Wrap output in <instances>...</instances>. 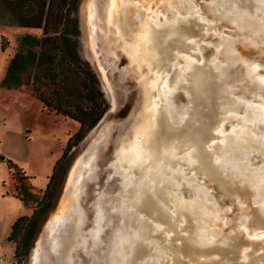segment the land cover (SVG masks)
Masks as SVG:
<instances>
[{"label":"bare ground","instance_id":"bare-ground-1","mask_svg":"<svg viewBox=\"0 0 264 264\" xmlns=\"http://www.w3.org/2000/svg\"><path fill=\"white\" fill-rule=\"evenodd\" d=\"M105 1H106V6L104 10V21H105L106 29H105L104 34L107 35L110 32V28H113L114 35H115L114 37H116L115 39L116 41H118V44H119L118 46L120 47L122 52H124V54L127 56L129 60L128 62L131 65L135 66L139 74L138 75L139 80L142 82V104H141L140 110L141 109L144 110L147 108V114L148 116H150L156 109L157 110L168 109V111H170L171 113L172 120L170 119V116L168 113L167 115L164 114L165 116L161 117V119L163 120L162 124L164 123V126L161 127L162 126L161 124L160 126L161 128L158 129L157 125L159 124L160 118H156V119L149 118V122L147 121L148 120L147 119L146 122L150 126L147 125L148 130H146V128L142 130L145 132L144 134H142V136L141 134L135 135V130L142 123L141 121H139V125L135 128L133 132L132 139L128 138L125 142H121V144L123 145L118 150L117 160L120 161L121 158H119V154L120 155L128 154L130 157H132L131 153L133 152V149L137 147V145H142L141 151L135 154L134 159L132 158L130 160L131 162L127 164V166L129 165L131 166V168L133 166L138 167V165H140V162L143 161L141 167H138L139 168L138 170L140 173L138 176V180L135 183L136 192L137 194L141 193L140 198H144V200L142 201V206L144 208L149 207L153 209L154 206L157 207L158 210L154 211V209L153 210L151 209L149 212V214L156 217V219L152 222V225H151V224L144 223L141 220H139L141 218L140 214L138 215L140 216L139 218L138 216H135L129 213L132 207H135V206L141 207L140 198L138 199L134 198V201H135L134 205L129 204L128 206H126L122 203L119 204L120 206H118V209L116 210L118 214L120 215L119 219H123L125 218V216L128 215L126 217L127 220H130L132 216L133 217L132 220L134 222L136 221L139 222V224L136 225L135 228L130 229L132 232L127 235L123 234L122 230L116 231V233L113 236V240L116 239L115 247H117L119 250L118 254L116 253L110 259V262L106 260H102L100 263L101 259H99L95 253L100 244L99 243L100 235L102 231L101 229L102 226L100 227V225L102 224L104 218L102 216V212L99 210L97 212L95 227L89 231V239H90L89 245L90 246L87 247V250L91 251L89 255H93L92 261H90L89 264H130V260L132 261V258H133L132 256L133 254L131 253V250H129L128 255L122 254L124 247L130 248V239L133 241L131 243H137L140 240L139 238H141L143 239V242L145 244H148V246H150L151 241L153 242L152 240L153 234H158V235H163V237H165V240L167 239L169 241L170 236L172 235V233H174L173 232L174 228L179 227L177 223L182 225V223L186 221L189 223V226H191V232H193V234L192 236H189L187 241H183V243L180 244L179 246L174 245L171 247L172 249L171 251L175 252V254L186 253L187 256L192 255L196 257L200 255L199 256L201 257L200 258L201 261L199 262L200 264H240L239 263L240 261L238 260L239 258H241L240 260L244 262L241 264H264V254L260 255L256 253L257 251L262 249V244L264 242V230H263L264 226L256 225L257 228H253V229L252 227L250 228V230L252 231L250 232L251 235L247 236V238H249L250 241H248L245 238L243 239V241H241L240 239L237 238L236 241L232 245V247L236 250H234L231 246H228V248H231L233 251H227L228 248L226 249L221 248L220 246L222 247L224 246L222 244L219 245V240L221 238H219L218 235L217 236L213 235V233L216 232V227L213 224L216 223L215 218L217 217H216L215 212L218 207L214 206L211 203L212 201L208 197L209 193L205 189L198 186L197 183H194L196 181H194L193 177H190V175L189 177L187 176V178H185L184 174L179 175L180 173L175 171V173L178 174L176 175L175 173H173L177 176V177L175 176L177 179H176V182L174 183V188L176 190L172 192L173 196H170L172 199L170 200L169 205H168L167 204L168 195L166 191L169 185L166 186L167 188L164 187L165 184L164 186L162 185L161 187V183L164 182L165 173H166L164 171L162 172L161 164L163 163V161L161 162L160 165H157L155 164V162L152 161L153 158L151 155L156 149L155 145L160 144V142H163V139L161 141L159 139L157 140L155 139L153 141L154 137L156 138V136H165L168 134L170 136L172 132L169 131V129H167L168 128L167 125L171 123L172 121H176L178 125H181L182 122L185 121L184 119L188 117L186 110L187 109L192 110V107L187 108L186 110L181 109L179 107L183 112L179 114L180 111H179V108L175 106L174 99L176 97L177 90L179 89L180 86L183 89H184V86H186L185 92L187 95V100L190 97L189 91L191 90L194 94V100L198 99L204 105L206 104V101H208L207 98H211L213 94H216L217 96L218 94H221L220 95L221 99H224L227 96L229 98L232 97L235 100L234 104L237 105L238 107L237 108L238 112L236 115L226 114L225 111L218 113V118L215 123L213 122L214 121L213 117H211L210 114L205 115V116H201L199 114L201 117L200 118L201 123L199 125V128H195L196 132H199V133H194L188 138L189 142L188 141L187 142L193 143L192 138L200 137L198 140H196L195 143H193V145L196 144L199 147L207 148L209 153H212V154H208L207 152L202 153L203 151L196 152L194 151V149H189L186 153L181 155L182 158L184 157L183 161L179 159V157H176L175 160H178L176 161L177 163L176 168L180 170L185 165L186 167L184 168V170H187V171L188 169L191 170L192 173L191 172L190 173L194 174V176L195 174H200V175L210 174L211 176H214L217 174L218 170H222V171L228 172L229 175L232 174V176H234L235 178L233 180L234 182L236 181L237 178L247 181L249 188L252 190L251 194H248L247 191H243L242 189H240L237 192L233 190L238 197L241 195V198L244 201L245 200L249 201V199L252 198V196L250 197V195H254L253 200L257 195L264 196V183H263L264 174H261V172L264 171V168L262 170L252 169V168L250 169L251 161L250 160L248 161L250 157L248 154L252 156L253 151L245 150L247 146L254 147L258 145V147H260L261 143H264V135L261 133L260 131L261 126L259 125V124H264V118L258 117L256 124L251 125L252 126L251 129L253 130L252 132L255 134V142L257 144L255 142L252 143V141H251L252 144H250L249 143L250 140H248L249 141L248 145H247V142L245 143L241 142L244 139L240 141L239 138H237L238 134L237 135L235 134L227 139L224 136L223 140L225 141V143H223L222 140L218 141L219 138H222L220 137L219 132L210 134V131L216 130L217 125L218 127L219 125L220 126L223 125V131L228 134H233L239 130H242V127L245 129L247 126H242L243 125L242 123H244V121L246 120H250V119L252 120L253 118L251 117L252 113L249 112L251 113V116L246 115L247 110L244 111L243 108L246 107L247 105L255 106V104L257 105V103L264 104V92H263L264 90V66L262 67V65L264 64H261L259 60H255L257 59L256 56L245 58L237 50L238 46H240L238 44L243 45L245 43H247L248 46H250V48H253V47L258 48L257 47L258 41H259L258 46L260 48V51L262 50L261 48L264 45V17H263L264 16V0H252V1L249 0V2L252 4V7L254 8V12L248 11V9H246L247 7H244L243 9H238L236 0H208L207 2L203 1L205 3L204 9L208 12L209 16L212 19H214L215 21L217 20L221 21L223 19H227L228 22H231V21L234 22L233 28L240 35L239 38L230 37V36H225V37L220 36L219 37L220 41H218L216 45L219 51H221V54H223V57H222L223 62L221 61V62H218V64H206V65H205V62L203 61V55L199 48L200 45L195 40L198 36H196L194 33L188 32L187 30L192 27L195 29H198L197 25H194V23L196 22V23H202V28H203L202 31L205 34V38L210 33H213L214 35H216L218 31L214 30L212 32L213 29H216V25L214 24V22H212V20L210 22L211 23L210 25L208 23L206 24L205 21L202 20V17L199 11L200 9L198 8L199 6L193 3L194 0H165L164 9L166 12L170 14V16H172L173 21L168 19L170 16L155 18V15L160 13L159 11H157V8H156L158 7L156 6L157 4H153L155 0L153 1L137 0V2L140 3V6L145 5L141 7L144 8L143 10L146 12L149 18H147V15H146L145 18L147 19L144 24L143 23L138 24L135 30L129 31V33L132 34V37L130 40H126L125 35L123 34V33H126V32H123V30L125 29L124 26L120 27V20L122 22H125L127 27H129L128 21L125 20L128 15V11H127V8H125L124 6V0H120V1L116 0L117 4H118V1H119V4L121 3L120 5L121 7L120 8L117 7L116 9H113V11H109L110 10L109 7L111 6V3L113 0H105ZM179 9L184 10L186 14L180 13ZM221 10H223L222 13L220 12ZM258 15H261V16H258ZM95 16H96L95 0H91V3L89 5V21L88 22H89V28H90L92 38H93L92 35L95 33V30H96L95 28L96 26H94L95 25L94 19L97 20V18H95ZM255 16L260 17L261 22L255 21L254 20ZM246 22L247 24L250 22V25L247 27L244 26V23ZM152 26L156 27L157 29L156 28L153 29ZM182 26H187V27H182ZM175 27L176 28L178 27V28L174 30ZM146 29H147V32H150L151 35L149 34L150 37L144 39L142 38V36H144L143 33L145 32ZM178 29L180 30L177 31ZM164 32L166 34H163ZM245 32H247V34H245ZM156 36L159 38L158 40L156 39ZM145 41H148L147 45L150 47L149 48L150 51H152V49L154 48L153 45H155L156 51L154 50V52H156V54L158 55V57L156 56L157 58L154 56L155 55L154 53L149 55L151 57V63H153L154 65L152 69L147 67L145 65V62L143 63V66H140L139 64H137V62H135V60L131 56V52L134 49L137 52H139V54H141L144 51L143 50L144 46H145L144 48L145 51H148V49L146 50V48L148 47H146ZM93 48H94V45H93ZM161 49H163V51H161ZM167 51L173 54L171 58H169ZM158 58H159V61L157 63L156 59ZM174 61L179 63V67L183 66V71H180V69L177 68L175 71L171 73V68H172V64ZM167 62H169L170 64L168 68L169 71H166L167 68H165V64H167ZM238 64L243 67L241 69L242 71L237 70ZM102 71L103 73H105L104 70ZM236 72L241 73V75L238 76ZM185 75H189V81H190L189 83H187L186 80L184 79ZM220 75H224L225 77L222 79ZM256 77H258V79H255ZM227 83L230 84L229 88L234 89L235 94L233 93L232 95V93L228 91V89L226 88ZM214 85H216V89ZM219 86L221 88H219ZM236 93H240V94L244 93L241 95L247 94L249 95V98L252 101L250 102L242 101V99H239L240 94H236ZM220 100L219 101L217 100L219 105H221ZM222 105H224V103ZM222 105L221 107H223ZM230 106H226L227 109L230 110V108L232 107ZM233 109L235 110V107ZM142 110L140 111V120L142 118V114H141ZM241 113H243L244 115L241 116ZM262 115H264V112H262ZM190 117H192L193 119L196 116H190ZM232 121L240 122L241 123L240 129L234 132H231V133L226 132L224 126L226 125V123H230ZM165 123H167V125H165ZM157 129L159 131H156ZM183 130H186V129H183ZM246 130H243V131L246 132ZM179 131H181V129ZM190 132H193V131H190ZM256 140L259 141L260 143L257 142ZM209 141H211L212 143L218 141L219 145L216 143V148H217V151L219 152L218 155L216 154L214 155L213 152H211V149L209 148V145L211 144V142ZM184 144H187V143H184ZM184 144L182 143V146ZM254 155H262L264 157V149L261 150V152L256 151ZM253 157H252V160H253ZM224 159H225V163H223ZM169 161L170 159L168 160V162ZM209 161H211L212 163L210 167L208 166ZM121 164L122 163L119 164V167L123 170L124 167H121ZM179 164H182V165L179 166ZM197 164L205 165L208 171L200 168ZM131 168L128 169V167H126L123 170V172L126 174V177H125L126 182H128V177L130 176L129 171L131 170ZM201 176H198V178ZM170 179H169V182L172 181ZM173 179L175 180L174 177ZM219 181L222 184L227 183L226 180H223L221 178L219 179ZM187 182L192 186L196 185L194 187L196 191L192 187H189L188 184H186ZM124 183L125 181L123 179L122 185ZM130 183L131 181L126 184L129 185ZM155 183L157 184V187H154ZM147 184H149V187ZM171 186L173 187V185ZM181 187L188 188L187 194L189 196L187 198L194 197V199L185 200L183 198V193H184L182 191L183 188L181 189ZM227 189H230V188H227ZM190 190L191 191L193 190V191L191 192ZM143 191L145 192V194H142ZM66 205H67L66 202L62 204L60 213H64L67 210ZM258 207L262 211H264V204ZM167 210H169V213H167ZM243 214H246V213H243ZM222 216H223V211L221 210L220 217H218L219 223L220 222L224 223ZM240 220L236 224V229L241 228ZM174 221L176 222L173 223ZM61 222H63V224L65 223V221H61V217L59 216H57V218L54 221H52V226L49 228L50 234L53 232L57 233L59 231L63 232L64 229H63V225L61 226ZM245 222L248 225V222L247 221ZM257 222H260V221L258 220ZM154 226L156 229L159 230L158 232H154ZM233 232L235 233V229L222 233V235L225 238H229L233 234ZM257 240H259L260 242L263 240L262 244L256 243ZM224 243L227 244V242H224ZM155 246H157V243H155ZM157 249L159 252L158 261H160L162 259V256H166L167 254L161 249V247L158 246ZM50 250L56 256H59L60 253L62 252V247L58 241L57 236L53 237ZM221 251L225 255L223 254V257H224L223 260L218 261L217 252L221 253ZM249 252L250 253L252 252V253L249 254ZM226 253H229V254L226 255ZM111 254L112 253H110L109 255L111 256Z\"/></svg>","mask_w":264,"mask_h":264},{"label":"water","instance_id":"water-1","mask_svg":"<svg viewBox=\"0 0 264 264\" xmlns=\"http://www.w3.org/2000/svg\"><path fill=\"white\" fill-rule=\"evenodd\" d=\"M104 1L105 0H95V18H97V20L94 19V23L96 25V30L95 33L92 35V38L90 28L88 27V33L90 35L89 52L95 59V66L97 72L99 73L101 78H103L104 82L108 84V87L111 90L110 93L112 96V104H110V107L105 111L107 117H104L105 113L101 116L100 120L103 119V122H100L99 120L97 123L98 125L96 124L93 127L94 130L96 129L94 135L91 137V139H89L84 148L75 156V158L69 165L65 173V177L62 180L54 207L52 211L48 214L47 218L50 215L51 216L48 219L46 218L47 221H44L45 224L43 223V232H41L42 234L39 236L38 241L34 243V247L31 250L32 254L31 256L29 255V264H89L93 258V255H89L91 251L87 250V247L90 246L89 231L95 227L97 212L99 210L102 212L104 220L102 224L100 223V227L102 226L99 242L100 244L97 248L96 253H94L98 256L99 259H101L100 263L102 260L110 262V259L116 253L118 254L119 250L117 247H115L116 239L113 240V236L116 231L122 230V233L127 235L132 232L130 229L135 228L136 225L139 224V222H134L132 220V216L130 220L126 219L128 215L125 216V218L123 219H119L120 215L116 211L118 209V206H120L119 204L122 203L126 206H128L129 204L134 205V198L138 199L141 197V193L137 194L135 187V183L137 182L140 173L139 170L136 166L132 168V175L128 177L131 183L127 185V182L125 180L126 174L123 172V170L126 167H128L129 169L131 168V166H127L125 163L119 162L117 158L118 150L123 145L121 144V142H125L128 138L132 139L133 132L135 128L139 125L140 108L142 104V82L139 80V74L135 66L131 65L128 62L129 60L127 56L124 54V52H122V50L118 46L119 44L118 41H116L115 39L116 37H114L115 35L113 28H110V32L107 35L104 34L106 29L104 21ZM236 1L235 2L237 4L238 9H243L244 7H247L246 9H248V11L254 12V8L252 7V4L249 2V0ZM222 12L223 10L221 11V13ZM129 17L130 16L128 15V18ZM132 20H130L129 18V27H127L125 22H122L120 20V27L124 26L125 28L123 32L129 33L130 30H134V21L137 22L136 15L132 18ZM218 22H226L229 25L227 19H223L221 21L217 20V22H215L214 24L216 25ZM207 23L209 25L211 24L209 22ZM194 25H197L198 29L192 27L187 31L190 33H194L196 36H198L195 40L199 43V48L208 49L209 46L204 44V40H207L208 37L205 38V34L202 31V23L195 22ZM163 34L166 33L164 32ZM245 34H247V32H245ZM214 36L215 38L213 40L215 41V43L212 47L214 48V52H216L217 45L215 44L218 40L216 41L215 39H218L220 36H223V34L219 35V33L217 32V34ZM156 39L158 40L159 38L156 36ZM258 44L259 41L257 43L258 48H250V46L246 44H238L240 45L238 47H242L241 51L238 48V52L243 55V53L245 52L252 51V56L247 55L248 53L244 54L243 56L245 58L246 56H256L257 59L255 60H259L261 64H264V45L261 48L262 50L260 51ZM97 50L99 51V53H97ZM161 51H163V49H161ZM96 53L97 55L94 56L93 54ZM167 53L169 55V58H171L173 54L169 53V51H167ZM219 58H221V56ZM169 66L170 64L169 62H167V64H165V68L168 69ZM237 67V70L242 71L241 69L243 67L241 65L238 64ZM102 70H104L105 73H103ZM110 71L112 72L110 73ZM236 74L238 76L241 75V73L237 72ZM114 80L117 81L116 84L121 87L120 89L118 88L116 90L115 87H113L112 81ZM122 87H124V89ZM214 87L216 89V85H214ZM180 88L182 90L179 92L177 90L176 98L177 95L180 94L185 102L181 103L180 106L183 107L184 110L192 107V110H186L188 117H186L184 123L181 125H178L176 121H172L168 125L167 123H165V125H167L168 127L167 129L172 132L170 136L169 134L165 136H156V140L159 139L161 141L163 139V142H160V144L155 145L156 149L151 155L153 158L152 161L155 162V164L160 165L163 161V163L161 164L162 172H167V167H175L177 165L176 161H178L175 160L176 157L183 155L189 149H194V151L196 152L203 151L202 153L207 152L208 154H212L209 153L207 148L199 147L196 144L193 145V143H195L196 141H192L193 143H188V138L194 133H199L196 132L195 128H199V125L201 123L200 115L205 116L210 113H217L218 116V112L216 111L218 108L216 104V95L213 94L209 99L210 101L208 102V104L206 103L204 105L198 99L194 100V94L191 90H188L190 92V97L187 100L185 92L186 86H184V89L181 86L179 87V89ZM219 88L221 87L219 86ZM179 111V114L183 113L181 109H179ZM190 116L196 117L192 119V117ZM163 126L164 123L161 127ZM180 129L181 131H179ZM210 134H213V131H210ZM182 143L187 144H184L182 146ZM217 144L219 145V143ZM209 148L211 149V152H213L214 155H218L219 152L217 151L216 144L212 145L211 142ZM169 159L170 161L168 162ZM1 160H4V158L2 157ZM120 163H122L121 167H124L123 170L119 167ZM211 164V161H209L208 166L210 167ZM187 172L188 171H186V174ZM168 173H170V171ZM208 175L205 174L204 179L208 181L210 185L215 186V188L221 194L225 195L228 198L227 204H229L230 200H232L230 202L234 203V209L237 210V221H239L241 214L244 213V210L246 209V216L248 219L247 222L250 228H257L256 225L264 226V211H262L257 206V204L253 205L254 201L252 200L254 195H250V197L252 196V198H250L249 201H244L241 198V195L238 197L235 194V192L239 191L240 189H242L243 191H247L248 194H251L252 190L249 188L247 181L237 178L234 182V176H232V174L229 175L228 172L222 170H218L217 174L214 176H211L210 174ZM220 178L226 180L227 183H220ZM123 179L125 183L122 185ZM147 185L149 187V184ZM154 187H157L156 183L154 184ZM174 190H176L174 187L169 186L166 191L168 195V205L170 200L172 199L170 196H173L172 192ZM182 191L184 192V199H187V197L189 196L187 194L188 188H183ZM211 193L212 191L208 194L209 199L213 203H217ZM142 194H145V192L143 191ZM140 200L141 207H132L129 213L135 216H138L140 214L141 218L140 216H138L140 218L139 220L152 225V222L156 219V217L149 214L152 208H144L142 206V201L144 200V198H140ZM64 202L67 203V210L64 213H60L62 204ZM217 205L219 207L218 203ZM153 209L154 211L158 210L155 206L153 207ZM167 213H169V210H167ZM54 216H59L61 217V221H65L64 224L63 222H61V226L63 225L64 230L63 232L59 231L57 233L53 232L50 234L48 223L51 219V221H54ZM258 220L261 223L257 222ZM175 222L176 221H174L173 223ZM236 224L237 222L235 223L234 228L231 229H235L236 234H233L231 236L227 246H220L221 248L226 249L228 248V246L232 247L233 243L235 242V235L241 241H243L244 238L250 241V239L247 238L244 233H242L243 231H240V228L236 229ZM177 225L179 227L174 228V233H172V235L170 236L169 241L166 242L165 237H163V235L158 234H153V242L151 241L150 246H148V244H145L143 242V239L141 238H139L140 240L137 243H131L133 241L130 239V248L124 247L122 254L128 255L129 250H131L133 258L132 261L130 260V264H189L190 261L200 264L199 262L201 261V259L199 257L192 255L187 256L186 253L175 254V252L171 251L172 246H179L183 243V241H187L189 236H192L193 234V232H191V226H189V223L187 221L183 222L182 225L178 223ZM158 231L159 230L156 229L154 226V232ZM249 231L252 232L251 230ZM180 233L182 234L179 235ZM55 236H57L58 241L62 247V252L59 256H56L50 250L52 239ZM262 242L263 240L261 242L259 240L256 241V243L259 244H262ZM155 243H157V246H155ZM158 246L161 247V249L167 254L166 256H162V259L160 261H158ZM227 251L233 250L231 248H228ZM110 253H112L113 255L111 254L110 256ZM251 253L249 252V254ZM256 253L260 255L264 254V242L262 244V249L257 251ZM223 254L224 253H222V251L221 253L217 252L218 261L223 260ZM228 254L229 253H226V255ZM240 259L241 258L238 259L240 261L239 263H244Z\"/></svg>","mask_w":264,"mask_h":264},{"label":"rangeland","instance_id":"rangeland-1","mask_svg":"<svg viewBox=\"0 0 264 264\" xmlns=\"http://www.w3.org/2000/svg\"><path fill=\"white\" fill-rule=\"evenodd\" d=\"M119 1L117 4V1L113 0L111 3V6L109 7V9H110L109 11H113V9H116L117 7L120 8L121 3L119 4ZM145 1H153V0H145ZM203 1L207 2L208 0H194V2H193L199 6L198 8L200 9L199 11H200V15L202 17V20L205 21L206 24H207V22L210 23L211 20L214 23L217 22L214 19H212L209 16L208 12L204 9L203 6L205 5V3ZM90 3H91V0H76V3H75L76 14L74 13L75 7L74 8L72 7L70 14H71V17H73V15H75V17L77 18V21H78L79 36L77 37V41H78V49H79L78 51H79V55H80V59H81L80 60L81 65H82V67H84L88 70H91L93 72V75L95 77V86L102 93L104 99L107 102V105H108L107 107L109 108L110 104H112V96L110 93L111 90L109 89L108 84L106 82H104L103 78H101V76L97 72L96 66H95V59L93 58V56L89 52L90 35L88 33V27H89L88 21H89V5H90ZM104 4L106 6V1H104ZM153 4H157L156 5V6H158V7H156L157 11L160 12L159 14L155 15V18L170 16V14L168 12H166L164 9L165 0H155ZM124 6H125V8H127L128 15L130 16L129 17L130 20H132V18L136 15L137 22L134 21V26H133L134 30H135V25L137 27L138 24H142V23L144 24L146 22V19L149 18V16L143 10L144 8L141 7V6H145V5L140 6V3H138L137 0H124ZM104 9H105V7H104ZM179 12L182 14H186V12L184 10H181V9H179ZM128 15H127L125 20H127L128 24H129ZM146 15H147V18H145ZM258 16H261V15H258ZM258 16H255L254 20L261 22V19ZM263 17H261V18H263ZM143 19H145V20H143ZM168 19L173 21L172 16H170ZM132 22H133V20H132ZM233 24H234V22H232V21L229 22V25L226 22H224V23L218 22L216 24V29H213L212 32L214 30H216V31H218L219 35L223 34L224 37L230 36V37L239 38L240 35L233 28V26H234ZM249 25H250V22L248 24H247V22L244 23V26H246V27ZM94 26H96V25H94ZM154 28H156V27H153V29ZM177 28L175 27L174 30ZM147 29L143 33L144 36H142V38H144V39L149 38L151 35L150 32H147ZM180 29H181V27H180ZM180 29H178L177 31H179ZM26 31H28L27 33L32 32L29 30L24 31V30L19 29V28L1 27L0 26V83L6 75L7 68H8V65L10 63V59L14 55V49L16 46V37L18 35H21L22 33H26ZM124 35H125L126 40H130L132 37V34H130L128 32L124 33ZM169 35H171V34H169ZM207 37H208L207 40H204V44L209 46V48L208 49L200 48V51L202 52V55H203V61L205 62V65L206 64H218V62H221L223 60V58H222L223 54H221V51H219L217 46H216V52L213 51L214 48L212 46L215 43V41L213 40L215 38L214 34L210 33L207 35ZM224 37H223V39H224ZM171 38H172V36H171ZM215 40L220 41V38L215 39ZM147 42L148 41H145L146 47H148V48H146V50L148 49V51H145V49H144L145 46H144L143 47L144 51L141 54H139V52H137L134 49L131 52V56L133 57L135 62H137V64H139L140 66H143V63L145 62V65L152 69L154 65H153V63H151V57L149 55H151L152 53L155 54L154 55L155 57L156 56L158 57V55L156 54V52H154L155 45H153L154 48L152 49V51H153L152 52V51H150V49H149L150 47L147 45ZM245 44L248 45L247 43H245ZM210 48H212V49H210ZM238 48L241 51L242 47H238ZM97 53H99L98 50H97ZM97 53L93 54V55L96 56ZM246 53H248L247 55L252 56V54H251L252 51L245 52V53H243V55ZM220 56H221V58H219ZM156 60L158 63L159 58ZM263 66L264 65H262V67ZM177 68H179L180 71H183V66L179 67V63L174 61L172 64L171 73L173 71H175ZM166 71H169V69H167ZM111 72L112 71H110V73ZM187 74H188V72H187ZM220 77L223 79L225 76L220 75ZM184 79L186 80L187 83L190 82L189 81V75H185ZM255 79H258V77H256ZM116 82L117 81H115V80L112 81V83H113L112 85L117 90L118 88L120 89L121 87L118 86L116 84ZM76 84L78 85V83H76ZM229 87H230V84L227 83L226 88L233 95V93L235 91L233 88L231 89ZM78 88L80 89V92L78 93L80 96L77 97L75 102H84V100L81 101V92L83 91V88L80 84H79ZM122 88L124 89V87H122ZM59 89H62V83H61V87L56 86L54 89L53 87L49 86L47 88L48 92H52L53 90H59ZM181 90H182L181 88L178 89V92ZM263 92H264V90H263ZM236 94H240V93H236ZM241 94H244V93H241ZM220 95L221 94H218V96L216 95L217 96L216 101L217 100L219 101L221 99ZM240 95H239V99H242V101H245V102L252 101L249 98V95H247V94L241 95V96ZM60 97H63V94ZM175 99H176V101H175ZM175 99H174V102H175L174 104L177 108H179L178 106H180L181 103H185L180 94H178L177 98L175 97ZM209 99L210 98H207L208 101H210ZM224 99L220 100L221 105L224 103V105H222L223 107H221V105H219L218 101H217L216 104H217L218 108L216 111L218 113L225 111L226 114L236 115L238 112L237 111L238 107H237V105L234 104L235 100L232 97L229 98L228 96ZM208 101H206L207 104H208ZM229 102H230L232 107L230 106ZM226 106H230L232 109L230 108V110H229V109H227ZM234 107H235V110L233 109ZM248 107H250V108H248ZM180 108L184 109L181 106H180ZM243 109H244V111L247 110L246 111L247 113L246 112L245 113L248 116L249 115L251 116V113H252L251 117L253 119L252 120L251 119L246 120V121H244V123H242L243 124L242 126H247L248 128L250 127L249 130L247 127H246L247 130H246V128L244 129L243 127H242V130H239L241 127L240 126L241 123L238 121H236V122L232 121L230 123H226V125L224 126L225 131L231 133V132H234L236 130H239L240 132L237 131L233 134H228V133H225L223 131V125H221V126L219 125V127L217 125V128H216V130L213 131V133L219 132L220 137H222V138H219L218 141L222 140L223 143H225V141L223 140L224 136L227 139V138H229L235 134L236 135L238 134L237 138H239L240 141L242 139H244L245 141L242 140L241 142H244V143L247 142V145L249 143L252 144L255 142V134L252 132L253 130L251 129L252 128L251 125L256 124L258 117L264 118V115H262V112H264L263 111L264 104H258L257 103V105L255 104V106L247 105ZM249 112H251V113H249ZM104 113H103L104 117L106 118L107 114H106V112H104ZM167 113L169 114L170 119L172 120L171 113H170V111H168V109H162V110L156 109V110H154V112L150 116H148V114H147V108L142 110V112H141L142 118L140 120L142 123L135 130V135L141 134V136H142V134L145 133L142 130L144 128H146V130H148L147 125H149V124L146 122V120L148 119L147 121L149 122V118H151V119L160 118L159 124L157 125L158 129H160L161 128L160 126H161L162 121H163L161 119V117L165 116L164 114L167 115ZM210 115H211V117H213V120H214L213 122L216 123V120L218 118L217 113H215V114L210 113ZM210 115H209V117H210ZM243 115L244 114L241 113V116H243ZM100 122H103V119L100 120ZM183 123H184V121L182 122V124ZM259 125L261 126L260 131L264 135V124H259ZM78 128H79V126L76 122H74L70 119L55 115V113L53 111L48 113L45 109H43L42 104L33 95L30 87H24V88H22V90L6 89V88L0 87V258L1 259L5 260V261L8 259H10V260L13 259L14 245L12 242H10L8 240V237L12 231V227L19 219L25 218V217L29 218V217H31V215L33 213V208L30 206V204L22 202V201H20L14 197V195H15V184H16L17 178H19L21 176H23V177L27 176V177L31 178L30 180L25 178L24 182L27 185H29V184L31 185L32 192L37 193L38 191L44 190L47 183H48V178L52 174L54 166L61 159L63 151H64L69 139L75 133H77ZM158 129L156 131H159ZM95 130H94V128H92L86 134V137L84 138V140L79 142V144L76 147H73L71 149V151L69 153L70 155L68 156V158H70V160L68 159L69 163L66 166V171H67L69 165L71 164L72 160L75 158V156L84 148V146L87 144L89 139H91V137L94 135ZM243 130H246L247 133L244 132ZM239 134H241V135H239ZM199 138L198 137L192 138L193 139L192 141H196ZM155 139L156 138L154 137L153 141ZM248 140H250V142ZM218 141L213 142L212 145H215L216 143H218ZM251 141H252V143H251ZM257 142H259V141H257ZM141 148H142V145H137V147H135L133 149V152L131 153L132 157H130L128 154H125V155L119 154V158H121L119 162L125 163L126 165L129 164L131 162L130 160L132 158L134 159L135 154L137 152L141 151ZM263 149H264V143H261L260 147H258V145H256L254 147L247 146L245 148L246 151L252 150L253 155L255 154L256 151L261 152V150H263ZM146 151H147V149H146ZM248 155L251 157V158L249 157V159H248V161L249 160L251 161L250 169L252 168V169L262 170L264 168V157L262 155H254V157H253V155L252 156L250 154H248ZM180 156H179V159H181L183 161L184 157L182 158V156L181 157ZM2 157L4 158V160H1ZM252 157H253V160H252ZM142 162L143 161L140 162V165H138V167H141ZM223 163H225V159L223 160ZM181 165L182 164H179V166H181ZM197 165L200 168L208 171L207 168L205 167V165H203V164H197ZM217 166H219V165H217ZM133 167H135V166H133ZM138 167H137V169H139ZM176 167L177 166L172 167V168L167 167L168 169L166 171H168V172L170 171V173H168V172L165 173L164 182L161 183V187H162V185L164 186V184H165L164 187H166L168 185L169 186L173 185V187H174V183L176 182V179H177L176 175H178L175 173V171H177L180 173L179 175L184 174L185 178H187V176L189 177V175H190V177H193L194 181H196L194 183H197L198 186L205 189L208 193H210V190H211L212 191L211 194L213 195L216 202L219 204V207H221V208H219L217 203L211 202L214 206L218 207L216 212H215L216 217H217V218H215L216 223L213 224L216 227V232H214L213 235H215V236L218 235L219 238H221L219 240V245L220 244H222L224 246L228 245V241L230 240L231 236L233 234H236V233L233 232V234L229 238L223 237L222 233L228 232L229 230L233 229L235 226V223L236 222L238 223V221L236 220L237 210L234 209V206H233L234 203L230 202V201H232V200H230L229 201L230 205L227 204L228 198L225 195L221 194L215 188V186L210 185V183L204 179L203 176H205V175L201 174L202 175L201 176L200 174H195V176H194V174H191L192 172L189 169H188V173L186 174L185 171H187V170H184V168L186 167L185 165L180 170H178V168H176ZM132 168H131V170H132ZM174 168H175V170H174ZM171 169H173V170H171ZM131 170L129 171L130 176L132 175ZM65 173H64V177H65ZM173 173H175L176 175ZM261 174H264V171L261 172ZM198 176H201V177L198 178ZM173 177L175 178V180L173 179ZM168 178L169 179L171 178L170 180H172V181L169 182ZM129 182H130V180L128 179L127 183H129ZM167 182H169V183H167ZM202 183H204V184H202ZM186 184H188L189 187H192L193 189H195L194 187L196 185L192 186L188 182ZM183 187H181V189ZM206 187H208L210 190ZM195 191H196V189H195ZM188 199L193 200L194 197L193 198H187L185 200H188ZM253 201H254L253 202L254 205L257 204V206H262L264 204V196L257 195ZM231 206H233V207H231ZM221 210L223 211L222 217H223L224 223L223 222L219 223V219H218V217H220ZM244 213H246V209L244 210ZM246 215H247V213L246 214L242 213L240 216L241 220L239 218L240 227H241L240 231H243L242 233H244L246 236H248V235H251V233L249 231L250 230L249 225H247V223L245 222L248 220ZM50 216L48 218H50ZM56 218H57V216H54L53 219L55 220ZM47 219H46V221H47ZM51 220L48 223V228H50L52 226ZM44 224L42 223L40 231L36 237L35 242L38 241L39 236L42 234L41 232H43ZM219 226H220V228H219ZM181 234L182 233H180L179 235H181ZM235 236H234V238H235ZM237 238L238 237L236 236L234 241H236ZM52 241H53V239H52ZM167 241L168 240L166 239V242ZM224 242H227V244ZM31 254L32 253H30V256H31ZM199 256L200 255H198V257ZM199 258H201V257H199ZM212 259H214V258H212ZM29 261H30V257L28 258V260L25 264H29ZM189 264H197V263L190 261Z\"/></svg>","mask_w":264,"mask_h":264},{"label":"trees","instance_id":"trees-1","mask_svg":"<svg viewBox=\"0 0 264 264\" xmlns=\"http://www.w3.org/2000/svg\"><path fill=\"white\" fill-rule=\"evenodd\" d=\"M75 3L76 0H0L1 8L21 11L20 20L25 22L24 27L43 30L40 38L32 35L16 38L14 55L0 87L17 90L30 87L48 113L53 111L55 115L70 119L79 126L54 166L44 190L32 192L31 185L24 182L25 178H31H17L14 197L33 208L31 217L19 219L8 237L14 245L13 258L18 260V264L27 262L41 225L54 207L71 149L84 140L108 108L102 93L95 86L93 72L82 67L80 62L78 21L75 15L71 17L70 14ZM14 20L17 25V20ZM61 83L62 89L48 92L49 86L55 89L56 86L61 87ZM79 84L83 88L81 101L84 102H75L80 96ZM62 94L63 97H60Z\"/></svg>","mask_w":264,"mask_h":264},{"label":"crops","instance_id":"crops-1","mask_svg":"<svg viewBox=\"0 0 264 264\" xmlns=\"http://www.w3.org/2000/svg\"><path fill=\"white\" fill-rule=\"evenodd\" d=\"M20 12H16V11H8L5 8H1L0 7V26L1 27H13V28H19L22 30H29L32 32L27 33L28 31H26V33H22L21 35H18L17 37H22L24 35H32V36H36L38 38L42 37L43 35V30L42 28H31V27H27L24 25L25 22H23L22 20H20ZM17 20L18 24L16 25L15 20ZM16 37V38H17Z\"/></svg>","mask_w":264,"mask_h":264},{"label":"built area","instance_id":"built-area-1","mask_svg":"<svg viewBox=\"0 0 264 264\" xmlns=\"http://www.w3.org/2000/svg\"><path fill=\"white\" fill-rule=\"evenodd\" d=\"M18 264V260L13 258L12 260L8 259V260H3L0 258V264Z\"/></svg>","mask_w":264,"mask_h":264},{"label":"flooded vegetation","instance_id":"flooded-vegetation-1","mask_svg":"<svg viewBox=\"0 0 264 264\" xmlns=\"http://www.w3.org/2000/svg\"><path fill=\"white\" fill-rule=\"evenodd\" d=\"M214 51V50H213Z\"/></svg>","mask_w":264,"mask_h":264}]
</instances>
